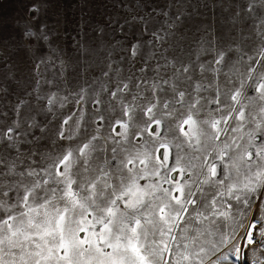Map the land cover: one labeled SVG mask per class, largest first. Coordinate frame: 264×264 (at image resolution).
I'll return each mask as SVG.
<instances>
[{"label": "snow or ice", "instance_id": "1", "mask_svg": "<svg viewBox=\"0 0 264 264\" xmlns=\"http://www.w3.org/2000/svg\"><path fill=\"white\" fill-rule=\"evenodd\" d=\"M75 2L0 30V264H264V0Z\"/></svg>", "mask_w": 264, "mask_h": 264}, {"label": "rangeland", "instance_id": "2", "mask_svg": "<svg viewBox=\"0 0 264 264\" xmlns=\"http://www.w3.org/2000/svg\"><path fill=\"white\" fill-rule=\"evenodd\" d=\"M30 3L31 0H0V30H2L5 35L20 39V33L24 28L33 25L35 29L39 31V24L46 23L49 28L56 33V35L53 36V47L59 46L64 48L68 42L65 37L69 36V34L70 36L76 35V29L78 28V21L81 15L75 0H42L40 5L42 11L37 21H33L27 11V7ZM44 3L47 4L46 8L44 7ZM102 11V8L96 7V0H93V5L91 7L84 9V12L89 15L94 13L95 20L102 19ZM201 11L204 12L205 22L209 25H214L218 32H227V30L232 27L227 14H222L219 10H216L215 14H213L211 10ZM65 20L69 22L67 26L65 25ZM58 21L59 23H57ZM144 39H147V37H144ZM33 43H35V41H33ZM42 51L46 52L47 48H42ZM122 66L125 69V75H127V68L129 67L127 62ZM99 73L100 69H97L94 74L99 75ZM149 75H151V73H149ZM61 94H63V91ZM90 107L91 106H89V108ZM72 110L79 113L78 106L72 107ZM37 118L42 120L44 116L41 114ZM101 131L106 132L107 125L104 129H101ZM144 139L148 140L149 137L145 135ZM246 264H252L251 259H248Z\"/></svg>", "mask_w": 264, "mask_h": 264}]
</instances>
